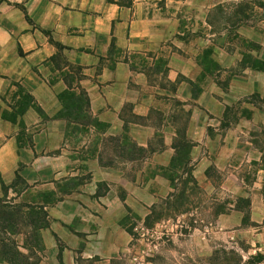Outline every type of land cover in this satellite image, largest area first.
Segmentation results:
<instances>
[{
	"label": "rangeland",
	"instance_id": "rangeland-1",
	"mask_svg": "<svg viewBox=\"0 0 264 264\" xmlns=\"http://www.w3.org/2000/svg\"><path fill=\"white\" fill-rule=\"evenodd\" d=\"M134 1L0 0V199L45 208L49 221L30 261L264 264V0H191L184 11L142 0L156 45L112 41L91 80L123 61L142 74L128 88L152 106L112 110L124 126L107 134L78 52L98 55L58 41V21L78 29ZM168 137L175 154L160 164ZM26 234L12 236L24 253Z\"/></svg>",
	"mask_w": 264,
	"mask_h": 264
},
{
	"label": "crops",
	"instance_id": "crops-1",
	"mask_svg": "<svg viewBox=\"0 0 264 264\" xmlns=\"http://www.w3.org/2000/svg\"><path fill=\"white\" fill-rule=\"evenodd\" d=\"M190 1L191 0H186L184 2L170 0L169 2H171L172 5L168 6H174L177 10L182 8L184 11L186 4H190ZM99 3L100 0H98V4ZM143 6L144 2L142 0H135L134 6L130 8L114 6L108 3L102 7V9L96 11L98 12L96 13L97 15H89V20L86 23H78V29L74 27L75 25L72 20L67 23L62 22L61 18V20L58 21V27H60L58 28V41L72 49V52H75L77 48H85L91 49L98 55L92 57L93 59L95 58L94 63H88L87 58L91 55L85 51L78 52L81 53L80 65L86 67L84 74L89 76L84 81L83 86L89 92L92 108L104 112V115L102 117L100 116L99 120L108 125L107 134H111V132L114 133L115 130L121 132L124 126V121L121 120L118 115L112 114V110L120 112L126 104H132L137 114H144L149 111L152 106V100H150L149 96L140 98L139 92L128 88L131 77L137 76L139 80L142 74L134 75L130 66L123 61L111 60L110 58L109 60H111V63H115L112 66L104 68L102 73L97 75L98 80H91L95 77L96 66L100 62V56L108 51L112 41H115V45L123 50H139L144 46L150 48L153 44L156 45L154 39L148 37V35H150V28L148 27L150 23L143 20ZM133 9L135 12L133 14L134 16L131 18L130 15ZM72 13L73 12L70 10L69 15L72 16ZM144 26H146V28H144ZM44 50H47V47H44ZM48 50L47 52L49 54ZM140 108L144 111H140ZM110 116H116V120L110 121ZM140 128L143 127L135 125V127L131 129L132 134L144 131L147 134V140L153 136V133L150 132V128ZM135 140L139 142L138 138H135ZM172 140H174L173 137L166 138L165 149L155 152V157L159 160L158 162L160 164H165V162H163L165 159V161L169 163L173 158L175 149L172 148ZM141 146L147 147V145L142 143ZM196 156L197 152L194 151L193 157L195 158ZM226 219L227 216L221 215L219 221L223 223ZM48 247V251H51V253L57 249L55 244L52 246L48 245ZM70 252L71 251L66 249V254ZM84 253H82V255ZM87 256L88 258H92L91 253H87ZM68 264H75V260L73 259V261L68 262Z\"/></svg>",
	"mask_w": 264,
	"mask_h": 264
},
{
	"label": "trees",
	"instance_id": "trees-1",
	"mask_svg": "<svg viewBox=\"0 0 264 264\" xmlns=\"http://www.w3.org/2000/svg\"><path fill=\"white\" fill-rule=\"evenodd\" d=\"M176 163L174 162V166L177 165ZM151 215L147 217L146 222L151 220ZM48 227V214L45 208L10 205L0 199V263L38 264V259L30 260L36 256L38 251L42 250L39 233ZM23 231L29 234V240L24 239L25 242L22 246L27 253L22 252L15 238H12V236L24 233ZM30 239H33V242H29ZM113 263L114 261L110 264Z\"/></svg>",
	"mask_w": 264,
	"mask_h": 264
}]
</instances>
